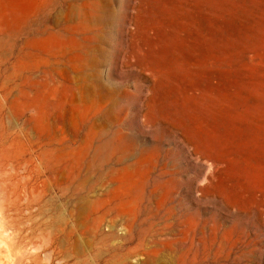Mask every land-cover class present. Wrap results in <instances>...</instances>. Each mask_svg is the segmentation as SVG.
<instances>
[{
    "label": "rangeland",
    "instance_id": "1",
    "mask_svg": "<svg viewBox=\"0 0 264 264\" xmlns=\"http://www.w3.org/2000/svg\"><path fill=\"white\" fill-rule=\"evenodd\" d=\"M95 195L126 264H264V0H0V264H99Z\"/></svg>",
    "mask_w": 264,
    "mask_h": 264
},
{
    "label": "bare ground",
    "instance_id": "2",
    "mask_svg": "<svg viewBox=\"0 0 264 264\" xmlns=\"http://www.w3.org/2000/svg\"><path fill=\"white\" fill-rule=\"evenodd\" d=\"M44 152L42 151L40 154L43 156ZM102 182H105V181H102ZM103 185H104V183H103ZM89 189H90V187H89ZM105 193H107V192H105ZM110 196H112V195H110ZM94 197L96 199L93 200L92 202L90 199L91 204L89 203L91 210H93V212H94V213H92V216L90 219L91 222L89 221L92 225V227H90V228H96L95 230L99 231L98 232L99 234L97 236H95V244H100L101 246H104L105 250H106V253L104 252L105 251L104 250V251H102L103 253H98L99 254L98 256L95 253L96 262H99V264H124L127 259H129V260L131 259V254L133 252L136 253L135 251H137L139 248H141V247L143 248V246L149 247V245L154 246L155 244H158V243L162 244V239H160V241H159V239L154 238L155 236L151 239L148 238L149 240H147V243H146V237L144 236V234H145L144 229L142 228L144 226H141L142 222L139 220L140 221V222H138L139 224H135V220L132 218V216H134V215L131 216L130 213H127V211L123 210L120 201L114 200L112 202L111 201L107 202L105 200V198L104 199L100 198V197L97 198L98 196H96V195ZM115 197H116V195H115ZM110 199H111V197H110ZM98 203H105V204L100 209H98L96 211V210H94V209H96L94 207L96 205H98ZM87 208H85V209H87ZM83 211H85V210H83ZM81 213H83V212H81ZM83 216L84 215H82V217ZM105 221H106L107 227L109 229L108 233L103 232L102 230H100V227H99L100 223L105 222ZM149 222H151L150 219H149ZM118 223L121 227L115 233L114 231H116V230L113 231V229L115 228V226L118 225ZM144 228L146 231L147 228L146 227H144ZM158 232H160V231H158ZM153 235H155V234H153ZM116 241L119 245L118 244L115 245ZM125 243H134V245L124 248L123 245H125ZM161 244H159V245H161ZM144 250H146L145 253L143 251L142 252L145 254L144 256L147 257L145 260L146 264H153L154 257H155L154 254L156 252V251H154L155 249L153 250V247H152L151 249L148 248V249H144ZM133 257H132V259H133ZM85 260H86V256L84 255V256L78 258L77 261L74 262L73 264H79V262H82ZM94 261H95V259H94Z\"/></svg>",
    "mask_w": 264,
    "mask_h": 264
}]
</instances>
